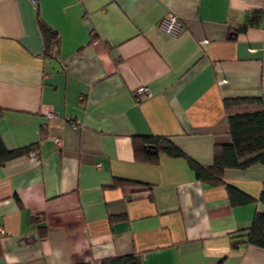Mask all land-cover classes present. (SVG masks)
<instances>
[{
  "label": "crops",
  "instance_id": "crops-1",
  "mask_svg": "<svg viewBox=\"0 0 264 264\" xmlns=\"http://www.w3.org/2000/svg\"><path fill=\"white\" fill-rule=\"evenodd\" d=\"M253 10L258 24L228 38ZM171 15L176 33L160 24ZM38 20L58 35L54 56ZM245 97L264 106V0H0V141L37 153L0 165V264H49L45 241L63 264L131 253L142 264H264L263 247L230 245L264 204L232 205L183 157L138 162L131 145L163 135L210 164L230 140L228 111L258 107L226 106ZM223 179L258 199L264 165Z\"/></svg>",
  "mask_w": 264,
  "mask_h": 264
},
{
  "label": "trees",
  "instance_id": "trees-1",
  "mask_svg": "<svg viewBox=\"0 0 264 264\" xmlns=\"http://www.w3.org/2000/svg\"><path fill=\"white\" fill-rule=\"evenodd\" d=\"M260 18V12L253 10L246 14L242 24L230 25L228 38L234 39L238 32L246 30L249 26H256ZM44 43V54L54 56L58 50V35L55 31L38 20ZM256 100L258 107H245L241 110L228 111L227 124L230 140L228 142L215 143L212 162L202 164L188 155L169 137L163 135L145 134L132 135L131 145L135 160L138 162L157 164L160 154L183 157L188 166L194 172L197 179L208 184H224L230 203L242 205L251 202L264 204V188L258 199L251 197L242 190L227 184L223 179V171L226 168H245L254 163L264 165V106L259 98H237L226 100V106L232 103L247 102L252 104ZM35 146V145H34ZM33 145L7 150L0 141V165L4 162L35 152ZM132 184L126 179H116L112 186L124 187ZM244 244H252L264 248V212L256 210L249 226L238 229L230 236L232 248H239ZM100 264H142L137 253L106 257Z\"/></svg>",
  "mask_w": 264,
  "mask_h": 264
},
{
  "label": "clouds",
  "instance_id": "clouds-1",
  "mask_svg": "<svg viewBox=\"0 0 264 264\" xmlns=\"http://www.w3.org/2000/svg\"><path fill=\"white\" fill-rule=\"evenodd\" d=\"M43 255L49 257V264H63V249L60 246H54L53 242L51 241L44 242ZM5 259L6 264H19V258L15 255L8 254L6 255Z\"/></svg>",
  "mask_w": 264,
  "mask_h": 264
},
{
  "label": "built area",
  "instance_id": "built-area-1",
  "mask_svg": "<svg viewBox=\"0 0 264 264\" xmlns=\"http://www.w3.org/2000/svg\"><path fill=\"white\" fill-rule=\"evenodd\" d=\"M32 2H35L36 0H30ZM161 26L164 30L170 33H176L179 29V23L176 20V15H171L168 19H164L161 23ZM147 87H140L136 90L135 95L137 96V99H141L145 97V95L148 94ZM47 117H52L54 113L52 111H48L46 113ZM59 142V139H57ZM30 155L32 158H35L37 156L36 152H30ZM0 232H2V229H0Z\"/></svg>",
  "mask_w": 264,
  "mask_h": 264
}]
</instances>
